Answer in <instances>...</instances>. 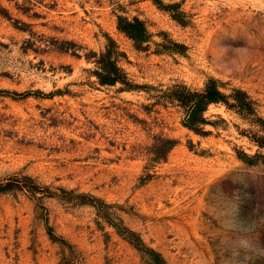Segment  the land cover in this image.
<instances>
[{
	"label": "rangeland",
	"instance_id": "obj_1",
	"mask_svg": "<svg viewBox=\"0 0 264 264\" xmlns=\"http://www.w3.org/2000/svg\"><path fill=\"white\" fill-rule=\"evenodd\" d=\"M0 264H264V0H0Z\"/></svg>",
	"mask_w": 264,
	"mask_h": 264
},
{
	"label": "trees",
	"instance_id": "obj_2",
	"mask_svg": "<svg viewBox=\"0 0 264 264\" xmlns=\"http://www.w3.org/2000/svg\"><path fill=\"white\" fill-rule=\"evenodd\" d=\"M119 27L137 41L147 36L143 22L138 19H120ZM99 63L100 69L96 72V75L100 83L115 84L118 81H124L123 71L117 65V61L111 60L110 51L101 55ZM181 88L173 98L177 99L184 106L185 115L183 124L191 130L199 131L200 125L206 123V118L203 114L210 103L223 102L228 105L226 94L220 90L218 81L214 78H209L201 91L190 90L186 87ZM234 97L239 108L245 110L251 108V102L245 95V92L241 90L237 91Z\"/></svg>",
	"mask_w": 264,
	"mask_h": 264
}]
</instances>
